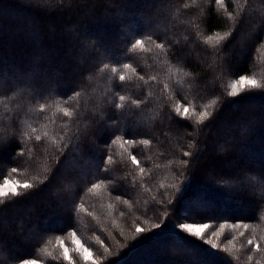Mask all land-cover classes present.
<instances>
[{
	"label": "trees",
	"instance_id": "16d2710c",
	"mask_svg": "<svg viewBox=\"0 0 264 264\" xmlns=\"http://www.w3.org/2000/svg\"><path fill=\"white\" fill-rule=\"evenodd\" d=\"M241 75L264 84V0H0V185H33L0 204V264H264V88L228 96Z\"/></svg>",
	"mask_w": 264,
	"mask_h": 264
},
{
	"label": "snow or ice",
	"instance_id": "6c2138e0",
	"mask_svg": "<svg viewBox=\"0 0 264 264\" xmlns=\"http://www.w3.org/2000/svg\"><path fill=\"white\" fill-rule=\"evenodd\" d=\"M216 3L217 4H221V0H216ZM241 22H243V20H241ZM238 30V26H237V29H234L232 33L230 32H225L224 35H217L215 38L213 37H208V41L210 42H214L216 45H220L221 42L225 41L230 35L232 36L233 39H235V31ZM143 41L140 40V39H136L134 43L131 44V48H130V51L131 52H135L136 50L140 49L143 47ZM153 43L155 44V48L156 49H161L163 50L165 48V45L163 43H156L155 41H153ZM109 67L108 64H105L104 67L101 69V71H104V69H107ZM123 69L128 71V72H131V73H135V69L131 68L129 64L125 63L123 64ZM112 73L115 74V75H118L119 76V80L121 82L125 81L126 79H128V77L125 75V74H120V69L116 68V67H113L111 69ZM140 79H143V77H140ZM167 87V85H166ZM230 88L231 90L228 92V96L230 97H236L238 96L239 93L245 91V89H256V88H264V84L262 83H259L256 79L254 78H250L248 76H245V75H241L239 76L238 79L234 80L233 83L230 85ZM120 101H125L126 100V97L121 95L119 97ZM131 103L133 105H139V103H141V101H138V100H132ZM213 103H215V101H213ZM122 105L121 104H117L116 107L117 108H120ZM207 107V106H206ZM40 109L43 111L45 109V105L44 104H40ZM181 109V105L179 103L176 104L175 106V112L177 113L178 116H185L187 115L188 113V108L185 107L183 112L180 111ZM60 111H62L64 113L65 116H71L72 113L67 109V108H61ZM211 113L208 112V111H202L199 113L198 115V120L197 122H203L205 120H207L209 117H210ZM37 129L36 128H32L31 129V133H29V137H31V134L33 133H36ZM45 136H47V133H45ZM76 136L78 138L79 136V133L77 132L76 133ZM35 140L36 141H41L42 140V137L40 135H35ZM118 140H120V137H117L116 140H113L112 143H116ZM133 141L131 140H125L124 143H127V144H131ZM55 143V142H53ZM140 143H143V144H148L149 141L147 139L145 140H142L140 141ZM60 145H57V150L60 149ZM19 154H22V153H19L18 152V155ZM184 156H189L190 153L185 151L183 153ZM64 156V153L61 152V155L57 158V165L60 163L61 161V158ZM132 160V163L133 164H137L138 161H137V158L135 156H132L131 158ZM104 164H107V165H111L113 163V159H112V156L110 154H107L105 155L104 157V160H103ZM183 163H187L186 161H182ZM17 169L15 167L12 168V172H16ZM141 171H143V169H141ZM45 179H48V177H46ZM220 179H223V178H220ZM230 180H232L234 183H235V186L238 190L240 189H246L248 188L249 186H251V179L248 177L247 173H245L243 176H235V177H232L230 178ZM225 183H228L229 181H224ZM9 181L8 180H5L4 181V185L0 186V204L4 203V199L5 197L11 195L12 197H15L17 195H20L21 193H19L17 191V187L18 188H23V189H30L33 187L32 184H29V183H24L22 185H17V187H13V188H8L7 185H8ZM43 183V181L41 182ZM101 185L99 184H92V187L88 189V191H93L97 188H100ZM117 199H120L119 196L116 197ZM245 228L248 227L247 224H244L243 225ZM153 227H159V225H153ZM208 227L207 224H202V225H199V226H194L193 224H190V223H183V224H180L179 225V229L181 231H183L184 233H187V234H191L192 236H195V237H201L202 235V232L204 229H206ZM234 227H238V225H234ZM221 228H223V225H221ZM143 231V229H141L140 227H137L136 228V232L137 233H141ZM72 235V241L74 244H79V241L76 240V234L75 232L71 233ZM215 235V233H214ZM241 235H243V233H241ZM249 244L252 243L251 240H249L248 242ZM57 244L59 245V247L61 248V255L63 256V258L65 260H69V255H68V249L64 247V244H63V241L60 240L59 237H57ZM213 247H216L215 245H212ZM73 251H76L78 253L81 254L82 258L85 259L86 261L88 260L89 256L91 255L89 253V250L87 248H83V247H77L75 249H73ZM3 254V247L0 246V255ZM87 254V255H86ZM49 255H51V253H49ZM9 259H11V257L9 256ZM19 264H37V261L35 260H29V259H23V260H20ZM69 264H71V261H69ZM92 264H95V261L92 262Z\"/></svg>",
	"mask_w": 264,
	"mask_h": 264
},
{
	"label": "rangeland",
	"instance_id": "374dc122",
	"mask_svg": "<svg viewBox=\"0 0 264 264\" xmlns=\"http://www.w3.org/2000/svg\"><path fill=\"white\" fill-rule=\"evenodd\" d=\"M67 167H68L67 168L68 171L73 169V165L70 162L67 163ZM2 185H4V183L1 184L0 186H2ZM17 185L18 184H16L15 182L9 181L7 187L8 188H13V187H17ZM193 225L194 226H199V225H202V224H193ZM240 229H239V233H243L244 231L248 230V228H245L244 226H242ZM214 233H215V235H214ZM185 234H187V233H185ZM188 236L196 238V239H199L200 241L206 243L207 245H215L214 242L218 243V244H223L224 246H230V247H233V246L236 245L234 240H232V241H227V239H220L219 240L220 234L217 231H214V228H211L210 226H208L206 229L203 230L201 237H195V236H192L191 234H188ZM214 238H216V239H214ZM76 240L79 241L78 239H76ZM75 247L76 248L77 247L85 248L80 241H79V244H75ZM235 248L238 249V246H235ZM89 253L91 254L90 251H89ZM91 260H92V254L88 258V261H91ZM37 264H39V263L37 262Z\"/></svg>",
	"mask_w": 264,
	"mask_h": 264
}]
</instances>
